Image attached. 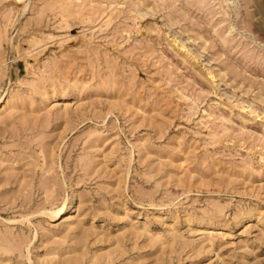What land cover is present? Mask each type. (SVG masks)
Wrapping results in <instances>:
<instances>
[{
  "label": "rangeland",
  "instance_id": "1",
  "mask_svg": "<svg viewBox=\"0 0 264 264\" xmlns=\"http://www.w3.org/2000/svg\"><path fill=\"white\" fill-rule=\"evenodd\" d=\"M0 264H264V0H0Z\"/></svg>",
  "mask_w": 264,
  "mask_h": 264
},
{
  "label": "bare ground",
  "instance_id": "2",
  "mask_svg": "<svg viewBox=\"0 0 264 264\" xmlns=\"http://www.w3.org/2000/svg\"><path fill=\"white\" fill-rule=\"evenodd\" d=\"M62 210H63V207L58 208V209H55V210H53V211H50V213H51V215H52L53 218H54L55 216L59 215V214L62 212ZM48 212H49V211H48Z\"/></svg>",
  "mask_w": 264,
  "mask_h": 264
}]
</instances>
